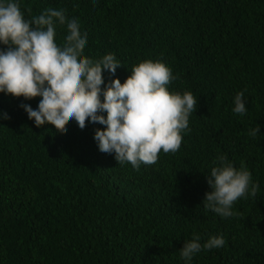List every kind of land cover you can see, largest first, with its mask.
<instances>
[{
	"label": "trees",
	"instance_id": "1",
	"mask_svg": "<svg viewBox=\"0 0 264 264\" xmlns=\"http://www.w3.org/2000/svg\"><path fill=\"white\" fill-rule=\"evenodd\" d=\"M7 2L29 20L47 8L77 19L87 33L82 56L113 54L121 64L115 76L103 71L105 84L159 61L178 77L169 92L191 91L197 106L180 149L137 170L98 150L104 125L37 128L21 105L35 110L39 97L0 93V264H264V0ZM66 35L57 24L55 42ZM238 92L243 116L232 111ZM219 156L236 169L243 162L259 186L232 217L203 204ZM196 233L202 244L211 236L225 244L185 261L179 251Z\"/></svg>",
	"mask_w": 264,
	"mask_h": 264
},
{
	"label": "clouds",
	"instance_id": "2",
	"mask_svg": "<svg viewBox=\"0 0 264 264\" xmlns=\"http://www.w3.org/2000/svg\"><path fill=\"white\" fill-rule=\"evenodd\" d=\"M57 24L67 27L62 45L55 42ZM86 43L87 33L81 34L79 21L67 18L62 9L47 8L29 20L17 3H0V45L6 46L0 50V93L26 100L39 97L35 110L21 105L37 128L48 124L63 132L72 120L80 129L86 121L104 125L95 130L93 139L100 152L114 153L121 165L138 170L141 164L157 163L161 150L177 152L181 133L188 130L189 117L196 111L192 92H169L167 86L178 77L164 63L152 60L133 66L123 84L119 79L105 84L103 71L115 76L121 64L113 54L99 60L82 56ZM243 96L236 94L232 109L241 116L247 111ZM258 132L256 126L249 135L256 137ZM213 164L217 166L207 177L211 191L205 193L204 207L222 217L238 215L233 204L247 195L255 197L259 186L252 183L243 162L236 169L226 156H219ZM224 244L222 236H211L202 244L196 233L179 254L191 261L202 249Z\"/></svg>",
	"mask_w": 264,
	"mask_h": 264
}]
</instances>
